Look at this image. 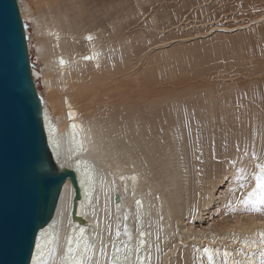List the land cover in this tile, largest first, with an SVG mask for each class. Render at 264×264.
Wrapping results in <instances>:
<instances>
[{"label": "bare ground", "instance_id": "obj_1", "mask_svg": "<svg viewBox=\"0 0 264 264\" xmlns=\"http://www.w3.org/2000/svg\"><path fill=\"white\" fill-rule=\"evenodd\" d=\"M207 1L20 0L48 138L77 171L85 218L72 220L68 179L32 264H78L85 244L92 264H136L137 246L145 264H209L204 248L216 264L225 250L229 264H259L264 211L235 204L255 182L230 189L236 168L256 171L253 151L264 157V0H237L255 9L243 20L187 27ZM218 55L231 71L214 80ZM190 75L202 81L170 87Z\"/></svg>", "mask_w": 264, "mask_h": 264}, {"label": "water", "instance_id": "obj_2", "mask_svg": "<svg viewBox=\"0 0 264 264\" xmlns=\"http://www.w3.org/2000/svg\"><path fill=\"white\" fill-rule=\"evenodd\" d=\"M28 28L20 0H0V264H32L68 179L75 188L72 220L85 222L77 171L55 160L48 138Z\"/></svg>", "mask_w": 264, "mask_h": 264}, {"label": "snow or ice", "instance_id": "obj_3", "mask_svg": "<svg viewBox=\"0 0 264 264\" xmlns=\"http://www.w3.org/2000/svg\"><path fill=\"white\" fill-rule=\"evenodd\" d=\"M92 37H89L91 39ZM85 59H91V57H85ZM245 155H248L247 150H245ZM251 157L257 161L255 164L256 171L248 172L243 167L236 168V173L234 179L237 182L236 187L230 189L231 192L235 193L237 188L243 190L248 188L249 181H254V187L251 190L247 191L246 194H243L241 198L235 200V204L238 206H243L245 209H251L252 211L262 212L264 211V157L258 156L255 151L251 153ZM233 165L235 166L236 161H232ZM232 201H229V207H232ZM140 202L137 201V205L139 206ZM235 211V208H232ZM124 234L131 239V234L128 232L127 226L125 225ZM121 235L119 228L116 230V236L119 237ZM141 236L144 233H140ZM261 240L264 241V232L259 233ZM145 243L144 240L139 241V245H143ZM94 250V245L85 244L84 246V255H82L78 261V264H92V254ZM70 252H73V249H69ZM117 251H119L117 249ZM141 248L137 246L136 248V264H145V257L139 255ZM243 251V250H241ZM203 252L207 255V259L209 264H216L215 255L216 253L210 248H204ZM101 255H106V250L103 246L100 248ZM223 260L222 264H229V252L225 250L223 252ZM247 255V254H246ZM252 255H255L253 253ZM260 260L259 264H264V249H261L259 252ZM75 255L73 256V260H75ZM150 255L147 257V260L150 264ZM99 264V262H97ZM129 264L131 262L129 261ZM235 264H248L247 261H236ZM254 264V262H253Z\"/></svg>", "mask_w": 264, "mask_h": 264}, {"label": "rangeland", "instance_id": "obj_4", "mask_svg": "<svg viewBox=\"0 0 264 264\" xmlns=\"http://www.w3.org/2000/svg\"><path fill=\"white\" fill-rule=\"evenodd\" d=\"M132 1L133 0H129V3H132ZM212 1V0H211ZM217 2V5L214 3V2ZM222 1V2H221ZM236 1L237 0H213L212 2H210V0L209 1H207V3L208 4H210V3H212V5H214V6H212L211 5V7H207L205 10H208L207 12L206 11H204V12H199L198 13V5H196V7L197 8H194L193 10H194V12L193 11H191V12H188L187 14H188V16L190 17L188 20H190V19H193V21L192 20H190V21H188V22H193L191 25H189V26H187V27H190V26H201V25H204V24H206L207 22H209V23H212V22H214V21H216V20H221V19H223L224 17L226 18L225 20L226 21H229V19H230V21H234V22H237V20H239V19H241V20H243L244 18H247L249 15H251L252 13H254L255 12V9L254 8H247V6H244V7H241V6H239L237 3H236ZM210 2V3H209ZM236 3V4H235ZM219 4V5H218ZM221 4V5H220ZM210 6V5H209ZM215 6H218V7H215ZM238 7V8H237ZM218 8V9H217ZM229 8V9H228ZM235 8V9H234ZM237 8V9H236ZM241 8L243 9L242 11H241ZM197 9V11H195ZM232 9V10H231ZM217 11V12H216ZM31 12L33 13V9H31ZM195 12H196V14H195ZM206 12V13H205ZM200 13H202L201 15H200ZM193 14H195V15H193ZM197 14H199L198 16H200L199 18H198V16H197ZM206 16H205V15ZM243 15V16H242ZM137 16H139V15H137ZM137 16H135V17H137ZM195 16H197V17H195ZM237 16H239V17H237ZM135 17H131L130 19H132V20H134L135 19ZM244 17V18H243ZM205 18V19H204ZM206 18H207V20H206ZM186 19V18H185ZM27 22H28V24H30V22L27 20V19H25ZM224 20V21H225ZM139 21H141V20H139ZM240 21V20H239ZM188 22H186L185 21V23L184 24H186V23H188ZM236 27V26H235ZM235 27H233L232 29H230V30H228V32H232V31H236L235 29ZM213 30H215V29H212V31H208V33H212L213 32ZM217 31L219 30V29H216ZM207 33V34H208ZM206 34V35H207ZM252 36L253 37H255L256 36V33H253L252 34ZM243 37V36H242ZM242 38H240V39H238V38H233V39H218V40H215L214 42H212V45L214 46L215 44V42H219V43H226V42H230V43H237L239 40H241ZM230 60V58H227V59H224L223 57H221V55H218V56H216L215 58H213L212 60H211V62H210V64L213 66H215L212 70H214V71H212L211 72V74L213 75L216 71L218 72L220 69H222V70H220L219 71V73H215L214 74V80H215V77L217 78V76L219 77V79H223V77H225V75H227V74H229V72L231 71V68H230V65H227L228 63V61ZM35 62V61H34ZM224 63V65L221 67V65ZM227 63V64H226ZM225 66H229V67H225ZM224 71V72H223ZM223 72V73H222ZM225 73V74H224ZM222 74V75H221ZM217 75V76H216ZM191 77H190V79H188V81L186 80L187 79V77L185 78V77H179V78H181V79H178L177 77L174 79V80H171L170 82H173V84L174 85H172V84H170V87L171 88H174V87H177L176 85H177V83L179 84V85H186V84H183V83H187V84H192L193 82H194V80H195V82L193 83V84H196L197 82H200V81H202V78L200 77H196V76H194V75H190ZM223 76V77H222ZM192 77H193V79H192ZM197 78H199L198 80H197ZM186 81H185V80ZM219 79H217V80H219ZM181 80H183V82L181 81ZM196 80H197V82H196ZM176 81V82H175ZM181 82V83H180ZM178 85V86H179Z\"/></svg>", "mask_w": 264, "mask_h": 264}]
</instances>
